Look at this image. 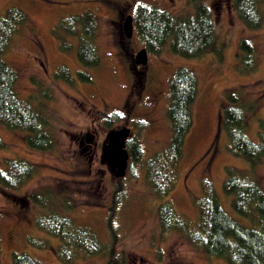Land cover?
<instances>
[{"label":"rangeland","instance_id":"374dc122","mask_svg":"<svg viewBox=\"0 0 264 264\" xmlns=\"http://www.w3.org/2000/svg\"><path fill=\"white\" fill-rule=\"evenodd\" d=\"M209 3L223 60L218 61L215 54L181 57L170 51L168 43L162 53H148L144 75V66L134 63L131 67L121 48L125 45L128 53H137L145 48L144 43L136 29L131 39L121 33L117 10L128 6L127 14L133 15L137 6L144 5L174 15L191 12L184 0H0V13L15 6L26 12L29 21L0 57L18 74L19 96L46 116V130L53 138L51 149L35 150L26 143L25 132L0 126V137L7 143L0 149V169L5 168L6 158H23L34 165L32 177L18 189L0 185V264H13V253H27L43 264H62L56 253L59 239L35 224L37 216L50 212L89 227L105 244L114 241L116 253L125 257L126 264H227L207 254L200 242L191 241L183 232L162 233L159 200L145 178L146 161L167 147L171 138L166 114L170 77L179 67L189 68L199 83L192 110L194 124L186 138L178 183L165 199L197 228L196 199L203 196L205 179L212 183L220 206L233 218L250 224L232 208L231 197L223 190L226 167L248 169L249 165L232 154L220 120L225 91H241L248 137L257 143L260 130L264 132V25L260 29L245 27L232 0ZM86 11L97 17L100 57L99 65L89 68L77 59L76 39L67 38L73 47L64 51L54 33L61 18ZM243 39L254 51L256 69L248 74L236 68ZM59 67L67 68L71 82L54 76ZM78 71L89 73L91 82L78 79ZM141 83L143 100L136 90ZM115 114L118 119L108 126L106 120H113ZM122 127L132 130L130 139L141 145L143 156L138 163L130 160L125 177L117 178L103 160V147L109 133ZM255 172L264 188V160ZM35 195H41L45 203L36 201ZM30 238L47 240V248L32 244ZM106 261V254H82L72 264Z\"/></svg>","mask_w":264,"mask_h":264},{"label":"trees","instance_id":"16d2710c","mask_svg":"<svg viewBox=\"0 0 264 264\" xmlns=\"http://www.w3.org/2000/svg\"><path fill=\"white\" fill-rule=\"evenodd\" d=\"M184 1L191 12L181 11V14L174 15L158 7L139 5L135 8L134 29L148 53L160 54L169 43L170 51L181 57L199 58L215 54L218 61H222L224 50L216 36L209 0ZM263 2L232 0V5L245 27L260 29L264 25ZM28 22L26 12L15 6L0 13V55L10 48ZM97 32V17L90 11L63 17L54 28L64 51L73 47V42L67 38L76 39L77 59L85 68L99 65ZM253 54V46L246 39L241 40L236 62L239 72L248 74L255 71ZM242 63L249 66L241 67ZM54 76L69 82L73 80L65 67H59ZM77 76L81 81L91 82V76L85 71H78ZM17 81V72L0 57V126L25 132L26 143L32 149L49 150L53 147V138L46 130L47 118L30 100L19 96ZM168 93L170 100L166 114L171 125L170 142L145 163V178L159 200L157 216L160 230L162 233H185L191 241L200 242L207 254L222 258L227 264H264V188L255 172L264 160V132L260 130L257 143L248 137L241 91H225L220 129L228 137L232 154L244 159L249 168L226 167L223 190L231 197L232 208L250 224H243L230 216L220 206L212 183L204 179L203 196L196 199L197 228L175 211L171 201L165 199L178 183L186 138L194 124L192 110L199 94L196 74L186 67L177 68L170 77ZM115 119H118L116 114L113 120L107 119L106 124L112 125ZM127 146L129 166L130 160L138 163L143 156L141 145L129 139ZM6 147L7 143L0 137V149ZM4 162L5 168L0 169V185L5 188L18 189L34 173V165L23 158H6ZM41 197L35 195L34 199L43 205L45 202ZM35 224L51 237L59 239L56 253L62 264H72L82 254L89 257L106 254V264H126L125 257L116 253L114 241L111 245L105 244L92 229L77 224L68 216L57 212L41 214L36 217ZM110 230L114 240L115 232L112 228ZM29 241L40 248L48 246L47 240L30 238ZM12 263L43 264L27 253H13Z\"/></svg>","mask_w":264,"mask_h":264},{"label":"water","instance_id":"95a60500","mask_svg":"<svg viewBox=\"0 0 264 264\" xmlns=\"http://www.w3.org/2000/svg\"><path fill=\"white\" fill-rule=\"evenodd\" d=\"M122 29L126 38L131 39L134 32L133 15L127 14L122 20ZM134 62L137 65L148 64V51L145 48L141 49L134 56ZM131 137V130L127 127L112 130L104 144L103 160L108 164L111 171L117 178L125 177L130 159V152L127 146V141Z\"/></svg>","mask_w":264,"mask_h":264},{"label":"flooded vegetation","instance_id":"af4514ba","mask_svg":"<svg viewBox=\"0 0 264 264\" xmlns=\"http://www.w3.org/2000/svg\"><path fill=\"white\" fill-rule=\"evenodd\" d=\"M127 10H128V8H126V7H123V9H118L117 10V12H118V15H119V17H120V15H121V22H120V24H119V27H120V29H121V33L123 34V29H122V20H123V18H124V16L125 15H127ZM121 48L123 49V51H124V53L126 54L125 56H127L128 57V61H129V65L132 67V66H134V55H135V53L136 52H134V53H128V49H127V47L125 46V45H123V46H121ZM140 66V65H139ZM143 66V65H142ZM138 67V66H137ZM135 68H136V66H135ZM141 68H143L144 70H143V73H144V75H146V72H145V70L148 68V64L147 65H145L144 67H141ZM138 69H140V68H138ZM139 87L138 88H136L137 86H134L135 88H136V90H138V95L139 96H141V97H139V98H141V100H143V98H142V83L140 84V85H138ZM122 128H125V127H122ZM131 130V129H130ZM132 131V130H131ZM131 136H132V132H131ZM14 197V196H13ZM14 199V198H13Z\"/></svg>","mask_w":264,"mask_h":264}]
</instances>
